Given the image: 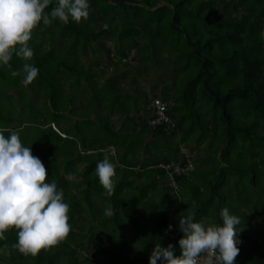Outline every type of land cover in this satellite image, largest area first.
<instances>
[{
	"label": "trees",
	"instance_id": "obj_1",
	"mask_svg": "<svg viewBox=\"0 0 264 264\" xmlns=\"http://www.w3.org/2000/svg\"><path fill=\"white\" fill-rule=\"evenodd\" d=\"M89 4L87 20L50 17L33 31L27 62L39 75L32 84H21L25 61L15 53L10 66H0V131L28 126L20 139L63 190L72 228L35 257L11 247L18 236L10 229L0 239V264H148V216L166 211L162 224L171 215L178 227L193 205L203 223L222 225L225 207L240 217L235 264H264V0ZM142 72L151 82L139 86ZM157 98L168 104L170 125H152ZM205 140L204 157L180 149L197 142L201 150ZM139 151L149 157L133 158ZM105 153L116 166L111 197L95 172ZM188 157L199 168L176 176L174 191L162 165H185ZM188 191L195 202L183 200ZM108 207L113 217L104 214ZM138 238L144 249L133 244Z\"/></svg>",
	"mask_w": 264,
	"mask_h": 264
},
{
	"label": "clouds",
	"instance_id": "obj_2",
	"mask_svg": "<svg viewBox=\"0 0 264 264\" xmlns=\"http://www.w3.org/2000/svg\"><path fill=\"white\" fill-rule=\"evenodd\" d=\"M51 3L52 0H0V66H10L13 53L22 58L25 63L21 84L25 87L39 75V69L27 61L34 57L29 41L40 23L50 24L51 19H59L67 24L70 18L80 22L90 14L89 0H57L49 14L45 10ZM21 71H12L11 75L17 77ZM7 131L8 136L0 131V239L10 229H16L18 239L11 247L25 256L35 257L68 237L72 231L70 205L65 202L63 190L57 189L55 180L48 182V171L41 159L23 145L18 132ZM95 172L105 195L111 197L116 166L108 153L97 164ZM68 179L77 177L69 174ZM104 214L113 217L115 210L108 207ZM220 216L222 225H205L196 221L192 212L181 216L180 254L175 253L171 243L167 247L157 243L150 264H157L158 260L163 264H235L240 253L237 245L242 243L237 238L241 219L227 207L221 210Z\"/></svg>",
	"mask_w": 264,
	"mask_h": 264
},
{
	"label": "rangeland",
	"instance_id": "obj_3",
	"mask_svg": "<svg viewBox=\"0 0 264 264\" xmlns=\"http://www.w3.org/2000/svg\"><path fill=\"white\" fill-rule=\"evenodd\" d=\"M135 62H130V67H129V69L130 70H132V67H131V65L132 64H134ZM143 65V64H142ZM144 66H146V65H144ZM141 67H143V66H141ZM133 71H135V70H133ZM149 75H150V73H147V72H142L141 74H140V76L138 77V79H139V81H141V84H139V86L141 85V86H143V83L145 82V81H148L149 83L151 82V79L149 78ZM131 79H133V78H130V80ZM156 82H159V79H156ZM150 85V84H149ZM136 87V86H135ZM145 88V87H144ZM143 104H145V100H143ZM39 105V104H38ZM150 107H151V105H150ZM148 108V111L150 112V110H151V108ZM39 108H41V112H42V114H43V111H42V106L41 105H39ZM149 112H147V111H144L143 113H142V115L143 116H148L150 113ZM31 127H33L34 126V123L32 124V125H30ZM28 126H24V127H22L21 129H18L16 132H18V133H22V134H25V136H28L29 135V132H27V130H28V128H27ZM55 131H57V132H59V128L56 126V128L55 127H52ZM179 137H181L180 135L175 139V140H178V138ZM210 139V138H209ZM150 141H152V139L150 138V139H148V141L147 142H150ZM189 141V140H188ZM208 144V140H205L203 143H202V145L200 146V148H201V150H198L197 149V142H192L191 144L190 143H187L186 144V146H185V150H184V152H187V153H189L190 155H192V156H194V157H192L193 158V160H195V158L197 157V156H201V157H204V155H203V153L201 152L202 151V149L204 148V146L206 145L207 146V144ZM143 145L144 144H146V141L144 142V143H142ZM153 145V144H152ZM150 147V146H149ZM154 151V150H153ZM111 152H114L113 150L111 151ZM139 152H141V153H139L138 154V156L140 157V158H138V159H140V160H143L144 158H148L147 156H149L148 154L147 155H145L144 154V151L142 152V151H139ZM114 155V154H113ZM153 155H155L154 153H153ZM151 157V156H150ZM58 158H61V155H59L58 156ZM196 167H198V165H196V164H194ZM194 166V167H195ZM151 168V167H150ZM199 168V167H198ZM137 169H141V167L140 166H138V168ZM194 180H196V178H194ZM194 185H196V184H194ZM197 186V185H196ZM202 190H204L205 191V188L204 187H202ZM209 191H211V189H209ZM185 192V191H184ZM159 196H160V193H159V191H155V192H153V195H151V197L153 198V199H155V200H158L159 199ZM171 196V195H170ZM187 197L188 198H186V197H184V201H186V202H189V199H191V200H194L193 199V196H192V194H191V192L190 191H188V195H187ZM95 201H96V203L98 204V205H101V200H99L98 198H95ZM194 202H195V200H194ZM193 209H196L195 207H194V205L192 206V207H189V209H188V211H192ZM166 213V211H163V212H161L160 214H158L157 215V217H154V216H148V220H149V225H154V227H152L151 226V230L150 231H148L147 233H146V236H147V238H148V240L149 241H151L152 242V244L151 245H153V246H156V244L157 243H162V244H164V243H166V240H165V236L164 235H162L161 234V228H162V226H165V224H162V217H163V215ZM168 213V212H167ZM209 219H207V221H205L204 222V224L205 225H211L210 224V222L208 221ZM169 222L172 224V225H174L175 224V221H174V217H172L171 215H170V219H169ZM140 241V238H138V242ZM135 241L133 242V244L135 245ZM174 243H176V241H174ZM143 244V245H142ZM168 245V244H167ZM144 242H140L139 243V245H138V249H144ZM253 253V252H252ZM145 260L146 261H148V262H150V259L149 258H147V257H145Z\"/></svg>",
	"mask_w": 264,
	"mask_h": 264
},
{
	"label": "built area",
	"instance_id": "obj_4",
	"mask_svg": "<svg viewBox=\"0 0 264 264\" xmlns=\"http://www.w3.org/2000/svg\"><path fill=\"white\" fill-rule=\"evenodd\" d=\"M154 107L157 117L152 121V125H159V124L170 125L172 120L171 117L167 114L168 104L163 102L162 99L157 98L154 101ZM180 149L182 152H184L185 150L184 144H181ZM162 166L167 170L169 184L174 191H178L179 188L178 183L176 181V176L187 174L191 169H193V163L191 162V159L189 157L185 165H181L180 163H170ZM174 250H175V246H174Z\"/></svg>",
	"mask_w": 264,
	"mask_h": 264
},
{
	"label": "crops",
	"instance_id": "obj_5",
	"mask_svg": "<svg viewBox=\"0 0 264 264\" xmlns=\"http://www.w3.org/2000/svg\"><path fill=\"white\" fill-rule=\"evenodd\" d=\"M147 141H148V140H147ZM147 141H146V143H148ZM147 157H149V156H147ZM133 158H140V157H139L138 154H137V155L133 156ZM151 158H152V157H151ZM139 160H140V159H139ZM137 170H141V169H137ZM136 182H137V183L140 182V178H136ZM151 195H153V191L150 193V196H151ZM169 225L172 226L171 230H169ZM151 226L154 227V225H152V224L149 225V222H148V228H149V231L151 230ZM160 231H161V234L165 236V240H166V243H164V244L160 243V245H161L162 247L166 246V245L169 244V243L173 244V245L175 246V249L179 247V243H178V241H179V239H181V238L183 237V235H182V237L179 236V235L181 234V232L179 231V226L177 227V226H175V225H172V224L169 222V223L167 224V226H162V228H161ZM174 241H176V243H174ZM135 242H136L135 245L138 246V245H139L138 241H135ZM154 248H155V246L151 245V247H150V251H149V255H147V254L141 252L142 254H145V255H144V259H145V257H147V258L150 259V256H151V254H152ZM135 257H136V255H134V258H135ZM145 261H146V260H145ZM146 262H148V261H146ZM144 263H145V262H144ZM144 263H143V264H144ZM133 264H142V263H141L139 260H137V259H133ZM148 264H150V262H148ZM157 264H162V263H161V261L158 260Z\"/></svg>",
	"mask_w": 264,
	"mask_h": 264
}]
</instances>
